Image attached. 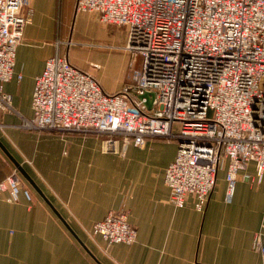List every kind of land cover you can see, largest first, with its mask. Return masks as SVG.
I'll list each match as a JSON object with an SVG mask.
<instances>
[{
  "label": "built area",
  "instance_id": "built-area-1",
  "mask_svg": "<svg viewBox=\"0 0 264 264\" xmlns=\"http://www.w3.org/2000/svg\"><path fill=\"white\" fill-rule=\"evenodd\" d=\"M75 10L96 13L103 25L128 26L124 48L141 66L121 91L107 93L67 57H49L34 78L33 116L21 127L101 134L102 150L121 155L148 137L176 141L164 183L177 208L191 196L202 212L224 162L226 203L249 163L264 181V0H76ZM32 16L30 0H0L5 112L15 111L4 84ZM146 92L154 93L150 110L139 98ZM20 194L31 200L14 169L0 181V199L16 202ZM91 235L109 246L132 244L137 232L127 211L117 210L93 224ZM252 249L264 258V233L254 234Z\"/></svg>",
  "mask_w": 264,
  "mask_h": 264
},
{
  "label": "crops",
  "instance_id": "crops-1",
  "mask_svg": "<svg viewBox=\"0 0 264 264\" xmlns=\"http://www.w3.org/2000/svg\"><path fill=\"white\" fill-rule=\"evenodd\" d=\"M62 1L30 0L32 20L17 46L13 76L4 84L15 111L0 110V142L90 254L0 148V181L16 169L31 192V200L22 194L16 202L0 199V264H264L252 249L254 234L264 233V181H256L253 163L237 177V182L249 185L237 191L236 186V202L229 204L224 200V162L217 172L218 186L199 212L191 196L182 208L169 201L164 171L176 155L174 140L148 137L142 147L129 144L121 155L102 150L101 134L20 126L33 116L34 78L49 57H67L107 93L121 91L131 80L116 84L102 74L100 64L88 61L86 67H78L71 61L70 47L81 43L72 38L68 14L61 12ZM75 1L68 0L74 13ZM101 25L109 31L115 28ZM126 41L127 33L120 44L124 51ZM117 210L127 211L136 241L106 246L99 236L91 235V229Z\"/></svg>",
  "mask_w": 264,
  "mask_h": 264
},
{
  "label": "rangeland",
  "instance_id": "rangeland-1",
  "mask_svg": "<svg viewBox=\"0 0 264 264\" xmlns=\"http://www.w3.org/2000/svg\"><path fill=\"white\" fill-rule=\"evenodd\" d=\"M61 12L64 16L68 14L67 18L69 19L70 29H72V38L78 44L81 43L69 49V57L76 66L86 67L88 61L96 62L103 67L101 70L102 74L116 84L125 79H130L132 71L135 68H140L141 58L137 57L133 61L130 53L122 50L120 46L122 37L128 31V26H115L109 31V29L101 25L96 13H74L73 9L69 8L68 0L62 1ZM90 13H94L96 17ZM107 43L111 44V48L106 46ZM130 62L134 65L133 67ZM248 185L247 182L238 181L236 183V191L244 189ZM217 186L215 185V189ZM233 200L235 203L236 198L234 199L233 197L231 202Z\"/></svg>",
  "mask_w": 264,
  "mask_h": 264
},
{
  "label": "water",
  "instance_id": "water-1",
  "mask_svg": "<svg viewBox=\"0 0 264 264\" xmlns=\"http://www.w3.org/2000/svg\"><path fill=\"white\" fill-rule=\"evenodd\" d=\"M142 97H145L147 99L145 104L147 108L150 110L152 107V100L154 98V93L146 92L142 94L141 96H139V98H142ZM0 148L10 158V160L13 162V164L15 165L19 173L37 190L39 195L49 204V206L52 208V210L57 215V217L61 220V222L65 225V227L69 230V232L76 238V240L81 244V246L90 254L85 244L79 239L77 234L71 229V227L67 224V222L61 217V215L57 212V210L52 206L50 201L45 197V195L42 193L40 188L35 184L32 178L27 174L24 168L11 156V154L8 152V150L5 148V146L1 142H0Z\"/></svg>",
  "mask_w": 264,
  "mask_h": 264
}]
</instances>
